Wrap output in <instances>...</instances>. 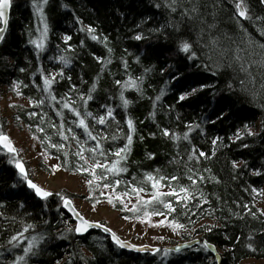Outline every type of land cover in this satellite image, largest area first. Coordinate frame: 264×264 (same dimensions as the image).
<instances>
[{"label": "trees", "instance_id": "1", "mask_svg": "<svg viewBox=\"0 0 264 264\" xmlns=\"http://www.w3.org/2000/svg\"><path fill=\"white\" fill-rule=\"evenodd\" d=\"M33 2L12 0L9 27L0 45V97L6 86L14 96L29 101V105L13 106L14 123L24 125L65 173L88 181L92 177L87 171H76L77 167L87 169L95 161L110 165L118 159L112 153L123 148L131 135V151L120 165L127 170L114 176L97 168L101 179L91 188L87 183L86 200L109 204L108 197L113 196L115 207L109 205L129 220L163 211L167 225L183 224L176 231L192 232L198 239L165 257L163 248L153 255L124 252L101 233L79 237L56 194L72 196L62 191L38 199L9 163L12 155L0 148V264H13L23 256L33 237L39 243L34 254L26 257L27 264H239L247 258L264 259V212L257 206L264 192V69L253 65L242 73L238 65L227 67L238 47H253L248 36L264 44L259 31L264 29V2L244 0L251 20H243L237 16L236 0H177L175 11L166 6L171 0H48L44 6L48 34L42 50L31 43L44 27ZM193 7L198 11L193 12ZM137 35L142 39L136 40ZM211 40L217 41L215 48ZM181 42L191 44L196 60L179 51ZM240 55L247 57V52ZM217 63L224 65L218 75L202 67L215 68ZM248 63L246 59L245 67ZM175 74L179 80L173 79ZM46 78L52 80L48 89ZM129 78L137 81L141 91L124 88ZM201 85L209 87L179 100ZM122 91L127 107L120 99ZM65 103L80 116L64 108ZM100 117H105V124L97 122ZM80 119L95 140L78 126ZM8 127L0 111V132L4 134ZM248 130L253 134L248 135ZM93 148L95 153L89 151ZM81 150L88 164L76 155ZM149 174L165 178L162 192L188 188L193 198L187 208L174 197H162L176 209L171 213L160 204L139 205L131 188L143 187L141 198L151 199L142 196L153 191L146 181ZM109 189L111 193H105ZM113 189L125 203L127 197H135L138 211L122 210ZM126 191L130 195L123 196ZM27 225L32 227L25 232ZM14 236L20 239L9 243Z\"/></svg>", "mask_w": 264, "mask_h": 264}, {"label": "snow or ice", "instance_id": "2", "mask_svg": "<svg viewBox=\"0 0 264 264\" xmlns=\"http://www.w3.org/2000/svg\"><path fill=\"white\" fill-rule=\"evenodd\" d=\"M261 2H264V0H261ZM47 3H48V0H34L33 5H32L35 12L40 17L41 22L44 23V27H43V30L40 32L39 38L37 40L31 41V43H33L37 49H41V50L44 48V40H46L47 34H48V25L46 22H44L45 21L44 6ZM176 3H177V0H171V4H168L166 6L170 7L172 11H175L176 10V8H175ZM11 4H12V0H0V24H3L4 26H7V24H8V13H9V9L11 8ZM235 8H236L237 16L239 18H241L243 20H251V17L248 14V9L244 3V0H236ZM192 11L196 12V11H198V9L193 7ZM184 14L187 15V12H185ZM238 24H239V21H238ZM239 26H240L241 32H245L243 25L240 24ZM5 30H6V27H0V41L3 40L2 34L5 32ZM259 31H260L261 35H264V29H260ZM88 32L92 33V32H94V29L88 28ZM91 38L93 40L97 39V37L95 35H92ZM67 39H70V37H66V40ZM135 39L140 40V39H142V37L140 35H137L135 37ZM209 43L213 48H215L217 41L211 40ZM248 43H249V45H251L253 47L251 49H240L238 47L235 50V54L231 57L229 63L227 64L228 68H233L234 65H238L239 70L242 73H248L249 68L252 67L253 65H258L260 68L264 69V44H258L256 41L252 40L250 36H248ZM256 49H259V51H256ZM179 51L184 53L189 60H196L197 59L196 53L192 50V46L188 42H181V44L179 46ZM241 51H246L247 57L241 56L240 55ZM206 55H207V59L209 61H212V59H213L212 56L210 54H206ZM255 56H259V59L258 60L252 59V57H255ZM246 59L249 61L248 67H245V60ZM125 66H126V62H125ZM199 66L200 65H198V67ZM202 67L206 71H211L212 75H218L219 71L222 69V67H224V65L217 63L215 68H213L211 64H205ZM149 71H150V69H149ZM179 78H180L179 74H175L173 76V79L179 80ZM53 79H54V77H53ZM117 83H120V82L118 81ZM51 84H52V80L47 79V78L44 80V85H45L46 89L50 88ZM17 87H18V85H17ZM205 87H209V85H201L200 87H192L191 91L185 92L184 94L180 95L179 100L184 101L189 96H196L200 92H203ZM262 87H264V85H262ZM124 88L125 89L133 88L136 91H141L140 85L137 83V81L134 79H131V78H129V80L125 82ZM229 88H231V85H229ZM49 94L51 95V93H49ZM160 95L161 96L164 95V92L162 91ZM213 95H215V93ZM91 98H92L91 95H89L88 99H91ZM52 99H55V97H52ZM120 99L123 102L124 106L127 107L129 104V101L124 98L123 91L121 92ZM156 99L159 100L160 96H158ZM41 103H42V101H41ZM85 103H86V101H85ZM63 107L69 108V110L72 111L77 117L80 116V113L78 111H76L74 108H70L68 103H65L63 105ZM33 115H35V113H33ZM87 115L91 116V113H88ZM107 116L109 118H112V109H108ZM97 122L99 124H102V125L105 124V117H100L97 120ZM78 126L83 128L89 137H91L94 140L96 139V137L93 136L92 133L88 130V126L86 125L84 119L79 120ZM128 127L132 132L135 131L133 123L131 120H128ZM37 130L41 131V132L43 131V129H37ZM252 134L253 133L251 132V130H248V135H252ZM163 135L168 136L169 133L167 131H164ZM237 135L239 136V134H237ZM35 138L36 137H34V139ZM62 138L67 139V137H62ZM113 139H115V137H113ZM176 139H179V137H176ZM184 139L185 140L188 139L187 134H185ZM131 144H132V136L128 135L127 136V144L123 148H120L116 152L112 153V155H114L118 159H116L110 165L109 164H102L100 161H95V163L91 164L90 167L87 169L83 168V166H78L76 171H78V172L79 171H87L88 172V175L92 177V179H90L88 181L90 188L95 181H98L101 179V177L96 175V169L97 168H103L105 172L111 173L114 176L119 175L121 172L127 170L126 168L121 167L120 165H121L122 161L127 159V154L130 153V151H131ZM51 146L57 147L58 149L63 147L62 145H51ZM0 147H3L4 149L7 150L8 153H10L12 155V159L9 160V163H13V162L15 163V167L19 171L21 179H23L27 183V186L29 189L33 190L35 196L39 197L41 200H47L50 196L53 195V193L44 190L39 185L34 183L31 179H29L28 174L25 171L23 164L19 160L15 159V157L18 155V152L13 147L12 141L9 139L8 136L4 135L2 132H0ZM98 147H99V144L97 145V148ZM89 151L95 153L96 148L89 149ZM193 151H195V150H193ZM100 154L104 155L103 151H101ZM76 155L79 156L80 159L83 160L85 164H88V160L85 158V156L83 154V150L77 152ZM200 155L204 156L205 153L200 152ZM192 158H193L192 156L189 157V159H192ZM233 167H236L235 163L233 164ZM56 170H59L58 166H57ZM256 175H259V173H256ZM103 179H107V177L105 176V177H103ZM164 179H165L164 177H159V179H157L155 176H153L151 174L146 176V181L151 183V188L153 189V191L150 193L151 199H149V200H143L141 198V193L145 192V189L143 187H133V188H131V193H135L136 199H137L139 205L144 206V207H147L149 205H152L153 203H156V204L162 205L164 209H167V211L169 213H171V212L176 211V209L173 207L172 203L167 202L162 197H174V198H176L177 204L183 203V206L185 208H187L188 202L193 198V193L188 188H185V187H180L178 190L176 188H171V190L168 192H162L160 190L161 187H163V185H161V181ZM172 179H176V177H173ZM189 179H191V177H189ZM116 183L118 184L119 181H117ZM193 184H195L194 180H193ZM104 187L109 188V187H111V185L105 184ZM253 191H255V189H253ZM113 192H114V199L116 201H119L123 205L122 210H124V211L130 210L134 213L138 211V208L136 205H133V207L131 209H129L127 204L124 202L122 195L115 194L114 189H113ZM56 195H58L60 197V199L63 201L64 207L68 208L70 211L73 212L74 217L78 221V223L74 229L75 232H77L79 234H83V233L87 232L89 228L101 227V225H99V224L90 223L83 216H81L78 212H76L74 207L72 206L71 200L67 199L65 196H63L60 193H57ZM128 195H130V193L127 191L123 193V196H128ZM97 202H99V201H97ZM108 203L112 204L113 207H115V204L113 203V196L108 197ZM205 203H207L206 200H205ZM93 207L95 208V205ZM164 214L165 213L163 211L157 210V211H153L152 213L145 212L144 216L147 217V222H150L152 215L163 216ZM261 214L264 215V213H261ZM141 222H146V221L142 220ZM163 224H164V222L161 221V225H163ZM151 226H158V225H151ZM167 226L170 227L173 231L184 228L183 224L177 223L176 221H172ZM31 227H32V225H27L24 228V231L25 232L28 231V229ZM72 230L73 229H69V231H72ZM104 231L105 232H111V230L108 228H104ZM111 235H112L113 242L121 249L128 248L129 250H134L136 252L148 251L147 246H145L144 248H137L134 245H130L124 241H121L120 238L117 237L115 233H111ZM20 236H23V232L20 233ZM20 236L12 237V239L9 241V243H13V241H18L20 239ZM161 239H163V238L161 237ZM38 243H39V241L37 240V238L33 237L28 242V246L23 249L24 255L23 256H17L15 261L13 262V264H27L26 257H28L30 253L34 254L33 249L37 248ZM15 246L16 245L13 244V247H15ZM204 247L207 248L208 245L205 244ZM159 251H160V249L155 250V252H159ZM176 251L178 252L179 249H176ZM155 252H153V254H155ZM168 254H169L168 250H164V256L166 257V256H168Z\"/></svg>", "mask_w": 264, "mask_h": 264}, {"label": "rangeland", "instance_id": "3", "mask_svg": "<svg viewBox=\"0 0 264 264\" xmlns=\"http://www.w3.org/2000/svg\"><path fill=\"white\" fill-rule=\"evenodd\" d=\"M9 89L6 86L1 88L0 111L9 121V127L4 134L9 136L17 148L18 155L15 159L20 162H26L31 173V179L37 185L51 193L64 191L67 196H72L67 199L72 201L75 208L87 220L102 223L121 239L131 242L134 245H148L158 247L159 249L163 248L171 252V250L191 247L197 241L198 238L192 235V232L179 233L173 231L167 226L164 216L152 215L150 222H147V218L145 217L137 220H129L123 217L120 211L114 209L107 203L95 205L94 208V205L86 200L88 180L79 174L65 173L58 166L55 158L48 157L44 153L38 141L31 137L24 125L18 126L14 123L11 118L13 106L17 104L29 105V101L25 98L14 96L13 92ZM12 164L15 165L14 162ZM43 166L51 169V172H47ZM57 166L59 170H56ZM111 191L109 189L105 193H111ZM142 196L145 199L151 197L147 194H142ZM135 200V197H127L126 203L128 208L133 205ZM257 206L264 212V192L259 194ZM142 220L146 222H141ZM161 221L164 222L163 225H161ZM72 227H75V225L72 224ZM184 234L190 238L184 239L182 237ZM239 264H264V259L247 258Z\"/></svg>", "mask_w": 264, "mask_h": 264}, {"label": "water", "instance_id": "4", "mask_svg": "<svg viewBox=\"0 0 264 264\" xmlns=\"http://www.w3.org/2000/svg\"><path fill=\"white\" fill-rule=\"evenodd\" d=\"M11 8H12V4H11ZM11 8L9 9V13H8V24H7V26H4L3 24H1V27H6V30H5V32L2 34L3 35V39H4V37H5V35H6V33H7V30H8V27H9V22H10V17H11ZM3 41V40H2ZM2 41H0V45H1V43H2ZM4 135H6V134H4ZM7 136V135H6ZM9 137V136H8ZM10 139V138H9ZM12 145H13V147L17 150V148H16V146L14 145V143L12 142ZM5 153H7V154H10V153H8L7 152V150L6 149H4L3 147H0ZM11 155V154H10ZM21 163L23 164V162L21 161ZM23 166H24V169H25V171L27 172V174H28V170H27V168L25 167V165L23 164ZM17 169V168H16ZM18 171V170H17ZM19 172V171H18ZM29 179H31V178H29ZM32 180V179H31ZM33 181V180H32ZM34 182V181H33ZM35 183V182H34ZM26 186H27V183H26ZM27 188H28V186H27ZM29 189V188H28ZM31 190V189H30ZM33 191V190H32ZM34 193V192H33ZM35 195V194H34ZM37 197V196H36ZM38 199H40L39 197H37ZM72 206L74 207V209H75V211L76 212H78L81 216H83L76 208H75V206L73 205V203H72ZM62 208H63V210H64V212L69 216V218H70V220L72 221V223L75 225V227H76V225H77V223H78V221L76 220V218L74 217V215H73V212L72 211H70L68 208H66V207H64V204L62 205ZM84 217V216H83ZM85 218V217H84ZM86 219V218H85ZM87 220V219H86ZM89 221V220H88ZM90 223H94V224H99V225H101V227H96V228H89L88 229V231L87 232H85V233H83V234H79V233H77L76 232V234H77V236H79V237H83V236H88V235H90V234H92V233H101V234H103L105 237H107V238H109L110 240H111V242L112 243H114L113 242V239H112V235H111V233H114V232H112V230H111V232H105L104 231V228H108L107 226H105V225H103L102 223H99V222H91V221H89ZM74 227V228H75ZM109 229V228H108ZM116 234V233H115ZM116 236L117 237H119L117 234H116ZM120 238V237H119ZM120 240L121 241H124V242H126V243H128V244H130V245H134V244H132L131 242H128V241H125V240H123V239H121L120 238ZM115 244V243H114ZM116 245V244H115ZM135 247H137V248H144L145 246H137V245H134ZM147 246V248H148V251H142V252H136V251H134V250H129L128 248H123V249H121L122 251H124V252H130V253H133V254H153V252H155V250L156 249H159L158 247H153V246H148V245H146ZM156 253V252H155Z\"/></svg>", "mask_w": 264, "mask_h": 264}]
</instances>
